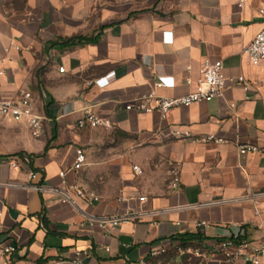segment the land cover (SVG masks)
I'll list each match as a JSON object with an SVG mask.
<instances>
[{"label":"crops","instance_id":"0c3cea01","mask_svg":"<svg viewBox=\"0 0 264 264\" xmlns=\"http://www.w3.org/2000/svg\"><path fill=\"white\" fill-rule=\"evenodd\" d=\"M242 1L240 7L237 0H0V101L30 90L44 118L36 138L26 122L0 115V183L18 185H0V247L16 249L9 264H73L77 252L82 264H251L228 262L220 247L232 238L264 242V200L175 211L105 233L59 197L32 188L85 189L99 200L81 208L98 217L263 192L264 156L241 155L238 146L264 147V69L246 53L264 27V0ZM75 37L97 41L52 45ZM205 60L222 61L226 77L244 76L250 89L231 85L222 98L174 108L165 119L158 111L126 109L150 95L194 92ZM160 77L174 87L157 88ZM103 78L104 88L96 84ZM86 107L113 127L79 129ZM209 134L226 142L194 141ZM78 149L87 165L68 172L62 185L59 174L72 167ZM16 157L24 158L17 168ZM173 163L181 183L170 191ZM141 196L148 201L140 203ZM168 240L169 252L152 258Z\"/></svg>","mask_w":264,"mask_h":264},{"label":"built area","instance_id":"2783aa9c","mask_svg":"<svg viewBox=\"0 0 264 264\" xmlns=\"http://www.w3.org/2000/svg\"><path fill=\"white\" fill-rule=\"evenodd\" d=\"M237 1L239 6L242 7L243 1ZM260 12L264 16V9H262ZM246 53L252 65L264 69V27L254 37L253 41L247 47ZM64 70V67H60L61 72H64ZM4 75L5 72L0 71V77H3ZM96 84L104 88L109 84V80L107 78H103L96 81ZM155 85L157 88H171L174 87V82L172 81V79H169L167 77H160L156 81ZM231 85H241L245 91H248L250 89L251 83L244 76H239L236 78L226 77V75L224 74V64L222 61L205 60L201 68V77L197 81V88L194 92L177 98H154L153 95H150L146 99H137L135 101H132L131 103H128L126 105V109L137 110L143 113L158 111L165 119L169 112L174 108L181 106H190L201 102H211L214 99L222 98L226 89ZM151 99H155V105H146L145 101H149ZM0 115L4 118L12 119L13 121L18 123L26 122L31 130L32 135L36 138H39L42 135L44 118L38 113L34 105V95L30 90H22L15 97L0 101ZM76 126L79 129H85L87 127L111 129L113 127L112 122L109 119L99 116L92 107H86L82 110V116L77 120ZM194 141L199 143L217 144L226 142L224 138L217 137L214 134L196 138L194 139ZM238 149L241 155L256 154L264 156V147H260L254 144H242L238 146ZM22 161H24V158L16 157L13 159L12 166L17 168L19 162ZM87 162L88 159L85 151L83 149H78L76 151V156L72 167L68 171H62L59 174V177L62 179V185H67L66 176L68 172H78L82 170L87 165ZM134 171L138 175L142 174V170L139 167L135 166ZM169 175L170 181L168 184V188L170 191H175L179 188L181 183V167L178 163L171 164ZM36 178L37 175L32 172L30 174V179L35 180ZM0 185H4L7 187L18 186L15 183H0ZM32 188L40 193H50L59 197L63 203L69 204L84 213L88 226L98 227L105 233H108L112 229L121 227L125 224H136L139 222H143L148 217H159L161 215L169 214L175 211L195 209L202 206L219 205L238 201H251L255 204H259L262 200H264V191L251 192L241 199L220 200L203 205H184L162 209L128 210L115 215L98 217L85 213L81 208V202L87 205H93L99 200L96 195L88 193L85 189H77L74 191V193H72L70 190L61 186H47L42 184L32 186ZM137 200L140 203H146L148 201V197L141 196L138 197ZM122 201H125V199H122ZM201 225L205 226L206 223H202ZM1 227L2 213L0 211V228ZM173 244L174 243L170 240L165 241L162 246L159 249L154 250L150 256L152 258H155L167 254L172 248ZM15 250L16 249L12 246L0 247V264H9L10 257ZM104 250L107 253H110L109 247H105ZM220 250L224 254L225 259L228 262H235L238 259H242L245 262L251 264H261L264 257V242L256 245H251L247 242H239L237 238H233L225 241L221 245ZM82 255L83 254L81 252H77L73 264H82ZM139 264H149V261L148 259H144Z\"/></svg>","mask_w":264,"mask_h":264},{"label":"trees","instance_id":"16d2710c","mask_svg":"<svg viewBox=\"0 0 264 264\" xmlns=\"http://www.w3.org/2000/svg\"><path fill=\"white\" fill-rule=\"evenodd\" d=\"M96 41H97V39L93 38V37L92 38L75 37V38H71V39H67V40L56 41L52 45L55 46V45L59 44L60 47H62V48H74L77 46H84L87 44H93V43H96ZM19 155L23 156L22 153H20Z\"/></svg>","mask_w":264,"mask_h":264}]
</instances>
